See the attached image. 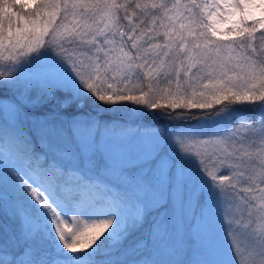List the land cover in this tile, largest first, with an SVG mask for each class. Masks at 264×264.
Instances as JSON below:
<instances>
[{
	"label": "snow or ice",
	"instance_id": "obj_1",
	"mask_svg": "<svg viewBox=\"0 0 264 264\" xmlns=\"http://www.w3.org/2000/svg\"><path fill=\"white\" fill-rule=\"evenodd\" d=\"M0 264H264V0H0Z\"/></svg>",
	"mask_w": 264,
	"mask_h": 264
},
{
	"label": "rangeland",
	"instance_id": "obj_2",
	"mask_svg": "<svg viewBox=\"0 0 264 264\" xmlns=\"http://www.w3.org/2000/svg\"><path fill=\"white\" fill-rule=\"evenodd\" d=\"M238 17H229V21L233 20V19H237ZM224 27H228L230 26V24H225L223 25Z\"/></svg>",
	"mask_w": 264,
	"mask_h": 264
}]
</instances>
